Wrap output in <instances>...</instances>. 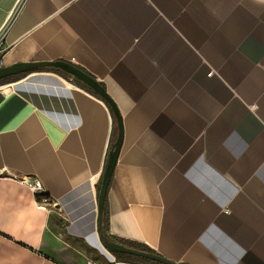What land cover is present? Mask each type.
<instances>
[{"label": "crops", "instance_id": "1", "mask_svg": "<svg viewBox=\"0 0 264 264\" xmlns=\"http://www.w3.org/2000/svg\"><path fill=\"white\" fill-rule=\"evenodd\" d=\"M0 40L3 67L69 62L120 112L113 241L264 264V0H0ZM33 70L0 84V264L102 261L98 183L119 125L78 79Z\"/></svg>", "mask_w": 264, "mask_h": 264}, {"label": "water", "instance_id": "2", "mask_svg": "<svg viewBox=\"0 0 264 264\" xmlns=\"http://www.w3.org/2000/svg\"><path fill=\"white\" fill-rule=\"evenodd\" d=\"M40 67H56L64 70L74 78L84 82L88 86H90L92 89H94L96 92H98L102 97H104L113 110L115 111L118 125H119V134L118 138L114 144L113 149L109 153L106 168L104 171L103 179L101 188L99 191V207H98V233L101 238V241L105 248H107L110 251H121L126 253H131L139 256H144L150 259L158 260L167 264H179L173 261H170L161 255L150 253L147 251H142L127 245H124L122 243H119L117 241L108 240L103 235V229H102V218H103V212H104V205H105V198L108 192V188L111 182V178L114 172V168L116 165V162L118 160V156L120 153V148L122 144L123 139V128H122V118L120 115V112L118 111L116 105L114 104L111 97L106 92V89L91 75L83 71L82 69L78 68L77 66L66 62L62 60H55V61H40V62H26V63H18L9 67H2L0 68V79L9 75H14L17 73L27 72L36 68Z\"/></svg>", "mask_w": 264, "mask_h": 264}, {"label": "trees", "instance_id": "3", "mask_svg": "<svg viewBox=\"0 0 264 264\" xmlns=\"http://www.w3.org/2000/svg\"><path fill=\"white\" fill-rule=\"evenodd\" d=\"M38 70H49V71H53V72L59 73L62 76H64L65 78H72V76L70 74H68L64 70H62L60 68H56V67H40V68L34 69L33 71H38ZM28 72H31V71L17 73V74H14V75H9V76L3 77V78L0 79V84L17 80V79L25 76ZM76 82L81 87H83L86 90H88L89 92H91V93L97 95L98 97L104 99V97H102L98 92H96L94 89H92L90 86H88L84 82H81V81H78V80H76ZM111 112H112V115H113V118H114V131L116 132L117 131V123H118V121H117V117H116V114H115V111L113 110V108H111ZM115 134H114V138H112V146L113 147H114V144H115V137H116ZM105 168H106V166H105ZM104 171H105V169H104ZM103 175H104V173H103ZM103 175H102V177H101V179H100V181L98 183V193H99L100 188H101ZM45 196L50 198L49 194H47V193L45 194ZM106 199H107V195H106V198H105L104 212H103V218H102L103 235L108 240H114V238L109 234V221H108L107 209L105 207L106 206ZM118 242L122 243L124 245L130 246V247L142 250V251H147V252H150V253L158 254L156 251H154L150 247H148L146 245H143V244H140V243L131 242V241L122 240V239H118ZM112 252H113V254L115 255V257H116V259L118 261H125V262H130V263L134 262V263H140V264H167V263H164V262H161V261H158V260L150 259V258H147V257H144V256H139V255H135V254H131V253H126V252H121V251H112ZM182 264H184V263H182Z\"/></svg>", "mask_w": 264, "mask_h": 264}, {"label": "built area", "instance_id": "4", "mask_svg": "<svg viewBox=\"0 0 264 264\" xmlns=\"http://www.w3.org/2000/svg\"><path fill=\"white\" fill-rule=\"evenodd\" d=\"M2 54H3V49L0 40V68L3 67ZM20 179L22 183L26 184L36 194L40 207H46V205L49 204V198L45 196L47 191L45 190L41 179L37 175H24ZM103 250L104 252L102 253L106 258L105 263L96 259H88L85 264H137V263H130L125 261H118L112 251L108 250L104 246H103Z\"/></svg>", "mask_w": 264, "mask_h": 264}, {"label": "rangeland", "instance_id": "5", "mask_svg": "<svg viewBox=\"0 0 264 264\" xmlns=\"http://www.w3.org/2000/svg\"><path fill=\"white\" fill-rule=\"evenodd\" d=\"M89 259H92V258H89ZM102 261L105 263L106 262V258H104L103 256H102ZM134 263V262H133ZM137 264H139V263H137Z\"/></svg>", "mask_w": 264, "mask_h": 264}]
</instances>
